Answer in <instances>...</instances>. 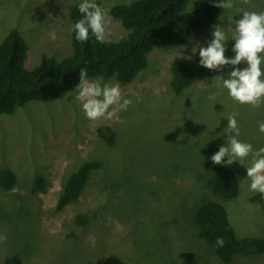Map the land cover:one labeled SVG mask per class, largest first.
I'll list each match as a JSON object with an SVG mask.
<instances>
[{
    "label": "rangeland",
    "instance_id": "obj_1",
    "mask_svg": "<svg viewBox=\"0 0 264 264\" xmlns=\"http://www.w3.org/2000/svg\"><path fill=\"white\" fill-rule=\"evenodd\" d=\"M97 1L107 17L105 41L119 40L127 31L109 9L134 0ZM204 2L217 0H194L193 9ZM80 3L0 0V42L16 30L28 47L29 71L43 58H65L72 53L69 12ZM238 8L264 12V0L248 5L236 0L232 9L219 8L216 25L229 36L231 18H242ZM212 31L213 27L185 45L182 56L198 57L192 48L207 47ZM234 43L226 42V58L234 57ZM180 48L152 51L147 68L128 85L113 78L88 79L119 84L123 97L132 101L119 119H87L76 99L78 88L58 98L27 102L14 114L0 116V169H11L17 183L11 190L0 189V236L6 237L0 242V264L13 255L21 264H222L193 222L201 203L217 200L209 188L213 174L208 149L228 143L224 129L233 112L239 114L238 139L254 150L264 147V134L258 130L264 105L242 106L229 97L215 78L227 79L233 70L229 66L212 77L197 78L174 95L170 64L184 60H173ZM100 127L113 131V142L98 135ZM90 161L100 167L82 195L57 211L65 181ZM250 161L251 156L243 166L238 162L229 166L237 177L238 197H217L239 238L264 240V211L249 201L255 194L247 179ZM38 176L46 183L44 192L33 185ZM250 256L235 255L229 264H264V253Z\"/></svg>",
    "mask_w": 264,
    "mask_h": 264
},
{
    "label": "trees",
    "instance_id": "obj_2",
    "mask_svg": "<svg viewBox=\"0 0 264 264\" xmlns=\"http://www.w3.org/2000/svg\"><path fill=\"white\" fill-rule=\"evenodd\" d=\"M190 0H134L128 4L110 7V16L118 20L127 31L117 41L97 42L95 37L81 43L75 39L73 25L82 18L78 5L69 12L71 23V55L56 60L43 58L38 66L29 71L25 68L28 47L16 30H10L0 42V116L12 115L17 108L30 101L58 98L62 92H71L79 83L80 69H87V78H113L121 85H128L148 65V55L165 47L189 45L216 25L219 8L214 2H204L190 12ZM96 3L102 7L100 1ZM187 45V46H188ZM217 71L199 66V56L170 64V88L180 95L192 86L197 78L212 77ZM98 135L108 144L114 133L108 127L97 129ZM101 134V135H100ZM219 147L208 149V163L213 174L209 188L217 200H207L197 207L193 222L201 238L213 249L222 264H229L235 255L250 256L264 253V240L239 238L228 220L223 199H235L239 186L235 173L229 166L214 165L211 156ZM100 167L94 161L85 162L65 181L56 202V210L62 211L75 202L83 193L91 174ZM16 174L9 168L0 169V189L8 191L16 186ZM45 181L34 178L35 189L44 192ZM251 203L264 211V196L255 193ZM84 221V218H80ZM225 241L223 247L216 244L217 238ZM251 257V256H250ZM2 264H21L17 255L5 258Z\"/></svg>",
    "mask_w": 264,
    "mask_h": 264
},
{
    "label": "clouds",
    "instance_id": "obj_3",
    "mask_svg": "<svg viewBox=\"0 0 264 264\" xmlns=\"http://www.w3.org/2000/svg\"><path fill=\"white\" fill-rule=\"evenodd\" d=\"M243 4H250L251 0H241ZM194 0L189 4V11L193 10ZM213 7L222 10L232 9L236 6V0H217ZM82 18L73 25L75 39L84 43L89 40L90 34L97 42L103 43L106 39L107 17L104 9L100 7L96 0H81L78 5ZM238 13L242 15L239 20H233V27L229 36L224 27L214 25L212 39L207 47L197 45L192 48V54L199 52V66L210 71H222L225 66L233 70L225 79L216 76V80L227 90L229 97L239 105H249L259 108L264 105V12L247 11L238 8ZM219 20L221 17L218 18ZM234 41L232 52L233 58H226V42ZM186 46H181L180 50L173 57L174 59L191 60L192 56H182ZM245 63L247 67L240 69L237 66ZM78 95L76 99L82 102V110L87 119L97 121L102 118L119 119V113L126 111L132 101L123 97L119 84L91 82L87 78V69L82 68L79 72V83L77 84ZM237 112L231 113L227 117V127L224 132L228 143L221 146L211 156L214 165L231 166L233 162H238L243 166L244 161L251 156L250 167H247V179L251 181L250 191L260 193L264 196V147L254 150L249 143L241 142L240 127L238 124ZM260 133L264 134V122L258 125ZM205 146V145H204ZM203 146V147H204ZM6 237L0 236V242ZM224 239L217 238L218 247L224 246Z\"/></svg>",
    "mask_w": 264,
    "mask_h": 264
},
{
    "label": "bare ground",
    "instance_id": "obj_4",
    "mask_svg": "<svg viewBox=\"0 0 264 264\" xmlns=\"http://www.w3.org/2000/svg\"><path fill=\"white\" fill-rule=\"evenodd\" d=\"M101 135V134H100Z\"/></svg>",
    "mask_w": 264,
    "mask_h": 264
}]
</instances>
